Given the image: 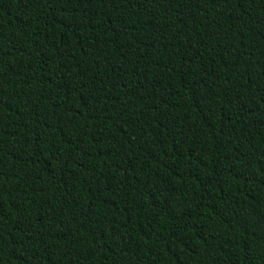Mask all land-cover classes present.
<instances>
[{"label": "trees", "instance_id": "1", "mask_svg": "<svg viewBox=\"0 0 264 264\" xmlns=\"http://www.w3.org/2000/svg\"><path fill=\"white\" fill-rule=\"evenodd\" d=\"M0 264H264V0H0Z\"/></svg>", "mask_w": 264, "mask_h": 264}]
</instances>
